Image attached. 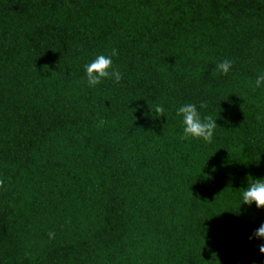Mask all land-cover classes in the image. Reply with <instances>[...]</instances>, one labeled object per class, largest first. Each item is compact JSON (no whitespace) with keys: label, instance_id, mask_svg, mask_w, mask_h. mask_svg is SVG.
Masks as SVG:
<instances>
[{"label":"trees","instance_id":"16d2710c","mask_svg":"<svg viewBox=\"0 0 264 264\" xmlns=\"http://www.w3.org/2000/svg\"><path fill=\"white\" fill-rule=\"evenodd\" d=\"M112 48L121 82L89 88ZM261 72L264 0H0V264H264V210L235 214L264 177ZM185 101L212 143L181 139Z\"/></svg>","mask_w":264,"mask_h":264},{"label":"clouds","instance_id":"9594fccd","mask_svg":"<svg viewBox=\"0 0 264 264\" xmlns=\"http://www.w3.org/2000/svg\"><path fill=\"white\" fill-rule=\"evenodd\" d=\"M116 56H118V50L112 48L108 54H97L83 66L86 84L89 88H95L104 81H111L114 85L121 82L122 73L113 64V58ZM231 68L232 61L223 59L215 64L213 71L214 74L227 75ZM252 87L254 89L264 88V72L256 76ZM203 108L204 104L202 102L198 104L189 101H185L176 107L175 118L179 120L182 128L181 139H196L205 144L212 143L218 126L217 120L211 115L204 114ZM164 111L165 109L162 106L156 105L154 115L158 117ZM150 114L153 116L151 110ZM237 203L239 211L235 214L238 216L243 214L242 206L245 205L248 207L254 205L257 210H264V177L256 178L250 174L247 175L246 187H241L237 193ZM249 239L260 241L257 247L260 254L264 255V222L260 223ZM253 264H258V262H253Z\"/></svg>","mask_w":264,"mask_h":264}]
</instances>
